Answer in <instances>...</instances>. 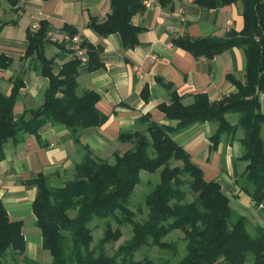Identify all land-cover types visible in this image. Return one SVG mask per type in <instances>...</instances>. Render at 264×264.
I'll return each instance as SVG.
<instances>
[{
    "label": "trees",
    "instance_id": "trees-1",
    "mask_svg": "<svg viewBox=\"0 0 264 264\" xmlns=\"http://www.w3.org/2000/svg\"><path fill=\"white\" fill-rule=\"evenodd\" d=\"M142 1L109 0L110 12L105 19L91 18L88 26L102 36L116 33L124 48H133L141 28L132 25L130 19L144 9ZM172 1L158 0L162 6ZM236 1L242 4L240 32L229 31L222 37L178 36L172 39V44L208 59L232 47L242 48L245 82L232 79L236 92L217 102L199 93L191 104L185 105L172 92L171 101L158 104V108L167 119L176 120V126L143 116L145 129L121 134V140L133 146L123 153H113V162L95 157L80 141L81 129L99 126L106 118L95 106L99 99L96 91H77L79 70L91 71L102 66L97 51L87 44L86 65L73 57L54 72L53 60L44 53L45 24L41 23L36 31L29 30L25 55L40 63V72L47 77L48 84L42 103L19 117L14 115L13 108L23 82L15 79L9 95L0 93V159L5 142L20 140L24 133L38 138L39 129L47 122L64 125L73 140L84 148L82 160L75 165L74 178L62 186H51L41 172L23 181L36 189L31 208L41 231L42 246L52 257L49 264H137L135 253L143 246L154 245L177 253V242L164 239L176 229L183 233L185 252L173 264H264V225L256 226L251 232L247 219L231 209L220 184L205 180L203 171L190 161L187 152L171 136L181 128L211 121L217 123L211 135L216 143L221 134L234 135L240 127L243 153L238 160L246 162L241 189L249 194L255 206L264 201L261 136L264 112L260 110L258 96L264 92V0H194L205 9ZM142 94L146 97V90ZM228 113L237 115L235 124L226 119ZM170 159L179 160L182 165L171 166ZM142 170L150 173L159 170V179L144 198L145 219L137 221L128 204ZM185 185L194 195L189 201ZM95 218L104 220V230L93 244L90 224ZM110 219L118 227L113 228ZM123 223L131 225L132 234L110 255L105 246L121 237L119 226ZM24 245L21 221L11 220L0 201V264L7 249L21 255ZM25 261L41 264L27 258ZM146 263L154 264L148 260Z\"/></svg>",
    "mask_w": 264,
    "mask_h": 264
},
{
    "label": "crops",
    "instance_id": "crops-1",
    "mask_svg": "<svg viewBox=\"0 0 264 264\" xmlns=\"http://www.w3.org/2000/svg\"><path fill=\"white\" fill-rule=\"evenodd\" d=\"M109 12V0H0V93L9 95L15 79L23 82L13 108L16 117L42 103L48 84L40 72V63L25 55L27 34L37 30L32 28L33 23L38 24V29L44 23L46 31L58 34H79L86 51L87 44L97 51L102 66L79 70L76 77L78 93L93 90L99 94L95 106L106 117L99 126L80 131L81 144L97 158L108 159L129 148L131 143L120 136L144 130L141 118L145 115L154 122L176 126V120L167 119L158 108V104L171 101L172 92L185 105L199 93L217 102L236 92L232 79L245 82L242 48L232 47L208 59L172 44L178 36L222 37L229 31L240 32V1L205 9L194 0H173L167 6L150 0V5L130 19L132 25L141 28L133 48H124L116 33L102 36L88 26L91 18L102 21ZM44 39V53L53 60L57 72L73 54L63 43ZM258 96L264 112V92ZM225 117L231 124L237 122L236 114ZM216 129V122L205 121L181 128L171 136L203 171L205 180L220 184L233 212L244 216L253 232L256 226L264 225V201L255 206L241 189L246 176V162L238 160L243 153V130L239 127L234 135L221 134L214 143L211 135ZM261 136L264 140V123ZM83 155L84 148L62 124L47 122L39 129L38 138L24 133L20 140L5 142L0 159V201L11 220L21 221L25 245L21 255L7 249L3 264H27L25 258L41 264L51 262L31 208L36 189L23 181L41 172L51 186H62L74 178L75 165Z\"/></svg>",
    "mask_w": 264,
    "mask_h": 264
},
{
    "label": "rangeland",
    "instance_id": "rangeland-1",
    "mask_svg": "<svg viewBox=\"0 0 264 264\" xmlns=\"http://www.w3.org/2000/svg\"><path fill=\"white\" fill-rule=\"evenodd\" d=\"M131 143V142H130ZM133 146V144H130L129 148H125L121 152L118 151V153H123L124 151L130 149ZM109 162H113L114 157L113 155L106 159ZM170 165L171 166H181L182 163L179 160L176 159H170ZM159 170L156 172H147L145 170L140 171L139 177L140 180L138 184L135 186V188L132 191V194L129 199V210L134 213L132 216L134 220L137 221H143L147 214V208L144 206V198L147 195V193L154 187V185L158 182L159 179ZM184 189L188 191L187 185L184 186ZM194 195L190 191L187 192L186 199L189 201L193 199ZM110 222L112 224V227H118V224L113 220L110 219ZM93 227V236L94 241L93 244L97 242V240L102 236L103 230H104V220L102 219H94L91 224ZM120 230L122 232L121 237L116 240L112 241L110 243H107L105 246V250L108 254L112 255L115 251V249L119 246L120 243H122L124 240L130 238L131 236V225L127 223H123L119 226ZM183 233L180 230H173L169 232L164 239L167 241H175L178 244V251L177 253H173L170 249H161L157 246H143L135 253L134 260L137 261V264H148L146 261H151L152 263H160L161 261H166L167 264H173L180 256H182L185 252L184 248V242L182 240Z\"/></svg>",
    "mask_w": 264,
    "mask_h": 264
},
{
    "label": "built area",
    "instance_id": "built-area-1",
    "mask_svg": "<svg viewBox=\"0 0 264 264\" xmlns=\"http://www.w3.org/2000/svg\"><path fill=\"white\" fill-rule=\"evenodd\" d=\"M142 4L144 6H148L150 5V0H143ZM32 28L38 29V24L33 23ZM45 37L49 41L63 43L72 52L73 57H75L81 65H86L88 61V55L85 47L82 44V39L79 34H70L67 32L58 34L57 31L48 29L46 31Z\"/></svg>",
    "mask_w": 264,
    "mask_h": 264
}]
</instances>
